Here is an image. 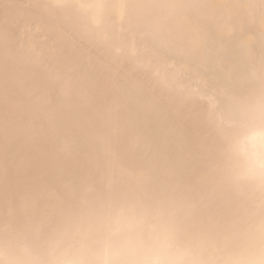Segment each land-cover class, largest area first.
I'll use <instances>...</instances> for the list:
<instances>
[{
    "label": "bare ground",
    "instance_id": "1",
    "mask_svg": "<svg viewBox=\"0 0 264 264\" xmlns=\"http://www.w3.org/2000/svg\"><path fill=\"white\" fill-rule=\"evenodd\" d=\"M53 3L0 0V261L99 264L114 225L117 264L167 257V215L235 211L210 199L201 177L217 123L264 113V0ZM65 75L73 87L56 99L51 82ZM253 151L246 243L198 259L259 260L264 185ZM118 207L139 222L116 223ZM37 227L52 244L26 254Z\"/></svg>",
    "mask_w": 264,
    "mask_h": 264
},
{
    "label": "snow or ice",
    "instance_id": "2",
    "mask_svg": "<svg viewBox=\"0 0 264 264\" xmlns=\"http://www.w3.org/2000/svg\"><path fill=\"white\" fill-rule=\"evenodd\" d=\"M63 0H54L53 7H63ZM94 26H99L101 18L96 16L92 21ZM119 49L116 54L119 55ZM159 75V73H157ZM58 89L67 94L71 91L73 84L70 76L65 75L56 78ZM178 92H184L180 84L172 85ZM206 82H201L199 87L188 90L191 94H198L207 88ZM217 97L215 94L208 96L210 106ZM209 116H212L211 111ZM217 138L214 146L205 153L206 168L201 177L207 187L210 199L218 203L227 204L235 209L231 215L220 213L201 218L196 214L195 206L186 209L182 214H169L164 218L167 226L168 240L167 250L171 255L177 257L175 264H242L238 261H214L198 259L197 255L205 250L222 252L242 248L246 243L244 225L248 224L254 215L249 206V185L254 172L253 149L259 147V168L262 185H264V113H261L258 122L252 119L229 120L217 123ZM242 159L243 165L232 163L223 167L225 160ZM264 209V197L261 200ZM114 219L116 223L127 221L129 223L139 222L140 217L128 212L123 208L115 209ZM192 222L195 230H189L187 224ZM259 230L262 240L260 258L250 264H264V212H262ZM118 229L115 225L110 230H105L104 238L98 249L105 257L99 264H117L108 257L114 255L112 240ZM52 244L42 228L37 227L31 237V241L24 246V252L31 253L34 247L46 248ZM87 247V242L82 241L75 248L74 254H78ZM0 264L5 262L0 261ZM12 264V262H7ZM38 264V262H34ZM61 264H87L82 260H70ZM249 264V262H243Z\"/></svg>",
    "mask_w": 264,
    "mask_h": 264
},
{
    "label": "clouds",
    "instance_id": "3",
    "mask_svg": "<svg viewBox=\"0 0 264 264\" xmlns=\"http://www.w3.org/2000/svg\"><path fill=\"white\" fill-rule=\"evenodd\" d=\"M51 87L53 89V93H54V98L57 99L56 97V92L58 90V86L57 84H55L54 82H51ZM232 164L231 160H225L223 162V167H228ZM257 171L258 174H260V168H259V160L257 162ZM177 257H175L174 255H169L167 257H158V258H154V259H148V260H144V261H140L138 262V264H175V262L177 261Z\"/></svg>",
    "mask_w": 264,
    "mask_h": 264
}]
</instances>
